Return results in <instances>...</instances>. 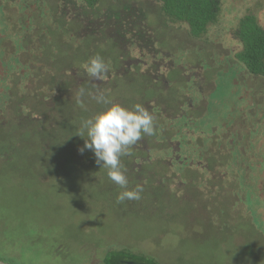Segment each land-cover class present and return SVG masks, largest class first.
Listing matches in <instances>:
<instances>
[{
	"label": "rangeland",
	"instance_id": "374dc122",
	"mask_svg": "<svg viewBox=\"0 0 264 264\" xmlns=\"http://www.w3.org/2000/svg\"><path fill=\"white\" fill-rule=\"evenodd\" d=\"M29 1L0 0V258L103 264L106 255L125 251L160 264H264V121L249 112H264V97L247 92L231 34L256 0H223L220 23L205 40L183 23L165 22L158 1L141 0L150 6L153 32L166 42L158 47L171 52L164 61H174L180 72L173 79L181 82L174 93L181 102L166 106L167 100L153 98L159 106L153 112L168 125L159 140L164 149L151 150V173L125 174L129 182L146 178L128 186L144 185L141 199L123 203L117 196L124 189L107 170L91 169L84 152L79 158V141L48 144L42 137L47 126L55 127L44 121L53 108L48 101L60 94V83L47 80L65 77L71 64L83 65L90 48L54 22L56 0H44L42 45L39 15L31 8L27 13ZM107 82L104 93L114 102L130 108L140 100V85ZM181 111L187 118L176 116ZM59 115L55 107L51 120ZM151 174L161 177L164 191L150 186L157 182H149Z\"/></svg>",
	"mask_w": 264,
	"mask_h": 264
},
{
	"label": "trees",
	"instance_id": "16d2710c",
	"mask_svg": "<svg viewBox=\"0 0 264 264\" xmlns=\"http://www.w3.org/2000/svg\"><path fill=\"white\" fill-rule=\"evenodd\" d=\"M59 1L56 13L55 23L59 28L64 30L67 28L66 34L74 39L85 42L90 48V52L86 60L99 54L104 61L109 58L110 65L106 77L115 87L123 83L141 87L140 100L133 102L140 103L145 106L151 114L156 118V133L152 136H144L136 145L130 149V154L121 158V163L126 169V173L131 174V171H137L139 174L145 175L150 171V165H154L156 161H151V150L155 146L164 149V145L159 140L166 138L167 126L164 120L158 113H154V108H159L157 104H153V98L167 100V105L174 104L179 106L180 100L174 97L177 90L175 81L177 73L174 61H164V57L170 56L169 50L161 47L165 46V41L159 39V35L153 32L149 22L147 9L150 8L141 0H56ZM147 1V0H146ZM160 3V11L165 22H176L185 24L190 34L198 39L205 40L212 26L220 23L222 15L223 0H156ZM53 13H51V23L53 24ZM239 26L241 30L239 35L243 40V49L239 52V57L245 62H254L260 58V53H264V34L246 15L241 18ZM249 28V32L247 31ZM59 30V29H57ZM54 31L48 27L47 37H53ZM253 36V38H251ZM160 43L161 47H158ZM77 50H80L77 49ZM107 50V51H106ZM138 53V55H137ZM161 54V55H160ZM55 56V55H53ZM149 59L152 62L149 63ZM143 66H147L143 70ZM149 68V69H148ZM258 71V67L255 66ZM148 74H145V72ZM164 72V73H161ZM65 77L54 76L49 77L47 81L53 85L54 81L60 83V94L48 104L53 106L47 110V115H44V121L47 125L52 124L55 127L47 126L42 137L45 136L47 143L65 140L78 143L79 149L83 147L86 137H81L76 134L81 127V122L92 117L95 113L101 110L102 106L97 104L90 96H84V107L81 108L77 103L78 92L81 87L96 93L106 89L108 84L107 79L97 80L89 77L82 65L71 64L70 69L65 70ZM104 76V77H105ZM121 78V79H120ZM126 79V81H121ZM187 82V80H186ZM75 89L76 92L67 97V94ZM167 90L168 96H164L162 92ZM172 91V94L170 93ZM130 103V100L127 99ZM184 101V100H182ZM183 102L179 109L183 106ZM132 104V103H131ZM132 105V106H133ZM131 106V107H132ZM55 107L60 111L57 121H52L53 109ZM130 107V108H131ZM166 110V109H165ZM171 115H168L170 118ZM179 118H187V113L181 111L176 115ZM163 130V132H161ZM158 144V145H156ZM163 144H165L163 142ZM176 143L172 147H176ZM140 148V157L137 156V151ZM179 150V149H178ZM178 150L175 153L178 154ZM86 158L91 169H99L100 165L96 163V157L91 150H85ZM79 158L82 154L79 151ZM142 160L140 166L136 165L137 159ZM134 160V161H131ZM78 159L75 160L78 163ZM147 161H150L147 164ZM180 164L178 155L175 162ZM151 173V172H149ZM144 179L146 177L141 176ZM141 177L131 178L133 181L130 185L137 184L136 181ZM149 182L156 180L154 176L148 177ZM157 182L150 183L156 185L163 190L164 184L161 183L159 176ZM153 182V181H152ZM129 186V184H128ZM145 189L144 185H141ZM144 191V190H143ZM164 191V190H163ZM143 192L141 193V197ZM123 259H135L138 262L146 264H160L154 258H146L144 255H139L131 252L118 251L112 256H105L103 264H126Z\"/></svg>",
	"mask_w": 264,
	"mask_h": 264
},
{
	"label": "clouds",
	"instance_id": "9594fccd",
	"mask_svg": "<svg viewBox=\"0 0 264 264\" xmlns=\"http://www.w3.org/2000/svg\"><path fill=\"white\" fill-rule=\"evenodd\" d=\"M82 67L89 77L101 80L109 71L110 65L97 54L90 57ZM77 95L81 98L77 100L81 108L84 107L82 98L86 95L102 106L100 111L81 122L76 134L86 139L79 151L83 153L86 149L91 150L96 157L97 165L107 170L109 180L124 189L118 194L117 203L140 200L144 189L141 185H136L132 190L128 189L129 181L121 158L129 155L132 146L144 136L155 135V116L140 103L128 108L114 102L110 95L99 90L93 93L81 87Z\"/></svg>",
	"mask_w": 264,
	"mask_h": 264
},
{
	"label": "flooded vegetation",
	"instance_id": "af4514ba",
	"mask_svg": "<svg viewBox=\"0 0 264 264\" xmlns=\"http://www.w3.org/2000/svg\"><path fill=\"white\" fill-rule=\"evenodd\" d=\"M26 7L28 8L27 13H31V11H29V9L31 8L32 13H38L39 15V30L43 36L40 40H41V44L43 45L44 29H45L44 0H31L29 1L28 6ZM245 15L247 19L250 22L254 23L264 34V0H256L255 2H253V4L248 6V8L245 11V14L239 18L238 25H236L235 28L232 27L235 30L231 32V34H233L232 39L235 45L238 46V50L235 51V56L239 64L242 65L245 69L246 83L249 82V87L247 89V92L251 95L250 97L254 99L255 96L264 97V53H260V58L257 59L256 64L250 61L245 63L239 57V52L243 49V46H244L243 40L239 35V31L241 30L239 23H240L241 18L244 17ZM247 31L249 32V28H247ZM251 38H253V36H251ZM255 66L258 67V71L255 70ZM260 108H264V99L262 101V107L260 106ZM260 111L261 110H254L251 108L249 112L253 113V115H251L252 118L257 117L264 121V112H260ZM242 113L243 115L245 114L244 112ZM263 129H264V124H263ZM262 140H264V137L262 138ZM0 247H3V246L0 245ZM0 256L2 257V255ZM0 259L5 262H9L13 264L12 261L10 262L3 258H0ZM123 262L126 264H146L144 262H138L135 259H123Z\"/></svg>",
	"mask_w": 264,
	"mask_h": 264
},
{
	"label": "water",
	"instance_id": "95a60500",
	"mask_svg": "<svg viewBox=\"0 0 264 264\" xmlns=\"http://www.w3.org/2000/svg\"><path fill=\"white\" fill-rule=\"evenodd\" d=\"M0 264H11V263L5 262V261H3V260L0 259Z\"/></svg>",
	"mask_w": 264,
	"mask_h": 264
}]
</instances>
